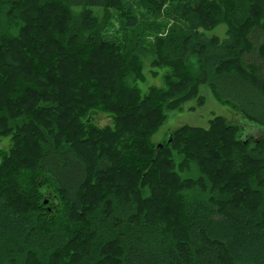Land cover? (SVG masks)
Wrapping results in <instances>:
<instances>
[{
	"label": "trees",
	"instance_id": "16d2710c",
	"mask_svg": "<svg viewBox=\"0 0 264 264\" xmlns=\"http://www.w3.org/2000/svg\"><path fill=\"white\" fill-rule=\"evenodd\" d=\"M148 55L169 70L142 97ZM253 55L264 0H0V264H264V134L151 144L201 84L264 128Z\"/></svg>",
	"mask_w": 264,
	"mask_h": 264
},
{
	"label": "rangeland",
	"instance_id": "374dc122",
	"mask_svg": "<svg viewBox=\"0 0 264 264\" xmlns=\"http://www.w3.org/2000/svg\"><path fill=\"white\" fill-rule=\"evenodd\" d=\"M117 25L119 26V23ZM227 28L228 24L226 22H221L211 33L218 34L222 37L225 36ZM167 30L168 29L166 28L164 32ZM150 39L153 40V38H149V40ZM250 58L257 63L261 73L264 74V61L257 55H253ZM141 61L143 64L142 74L144 79L132 81L133 84H136L139 87L141 96H145L153 86L162 90L166 89L164 74L169 68L152 65L151 55L142 56ZM165 112L166 118L151 136V144L153 148H157V150L160 148V144L163 145L167 141H170L169 138L171 137L172 139L174 131L181 126L193 125L209 128L211 121L218 116L225 118L228 123L239 124L244 132L248 130L246 132L247 134L251 133V131H255V133L252 134L254 136L261 132L259 128L262 127L254 120H251L245 115L243 116L240 109L233 102L221 99L216 91L207 84H201L197 93L178 108L167 109ZM91 115L93 122L100 128L114 126L113 116L107 111L92 112ZM11 145V135L0 136V151H8ZM1 153L3 152H0V156L2 155ZM174 157L177 162H180L183 158L181 155L176 154L175 151ZM190 169V171H187L186 169L181 171V176L186 177L192 175V171H195L196 166L192 165ZM43 189L44 187L41 190ZM46 193L45 197L47 199L45 201L54 202V199L49 197L51 194L47 196Z\"/></svg>",
	"mask_w": 264,
	"mask_h": 264
},
{
	"label": "water",
	"instance_id": "95a60500",
	"mask_svg": "<svg viewBox=\"0 0 264 264\" xmlns=\"http://www.w3.org/2000/svg\"><path fill=\"white\" fill-rule=\"evenodd\" d=\"M262 128V129H261ZM261 128H259L260 130H261V132L259 133V134H257V135H255V136H262L263 134H264V128L263 127H261ZM243 130V129H242ZM248 130H246L245 132H244V130H243V133H246ZM255 133V131H251V133H246L247 134V136H254V135H252V134H254ZM169 140H171V137L169 138ZM162 144H160L159 146H161Z\"/></svg>",
	"mask_w": 264,
	"mask_h": 264
}]
</instances>
